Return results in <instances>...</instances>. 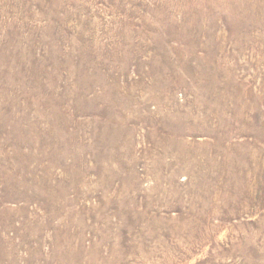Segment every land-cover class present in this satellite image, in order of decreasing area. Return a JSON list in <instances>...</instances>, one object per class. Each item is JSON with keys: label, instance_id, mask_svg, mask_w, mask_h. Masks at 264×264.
I'll return each instance as SVG.
<instances>
[{"label": "rangeland", "instance_id": "obj_1", "mask_svg": "<svg viewBox=\"0 0 264 264\" xmlns=\"http://www.w3.org/2000/svg\"><path fill=\"white\" fill-rule=\"evenodd\" d=\"M0 264H264V0H0Z\"/></svg>", "mask_w": 264, "mask_h": 264}]
</instances>
